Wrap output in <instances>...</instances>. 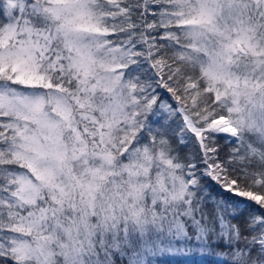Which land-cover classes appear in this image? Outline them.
<instances>
[{"label": "snow or ice", "instance_id": "1", "mask_svg": "<svg viewBox=\"0 0 264 264\" xmlns=\"http://www.w3.org/2000/svg\"><path fill=\"white\" fill-rule=\"evenodd\" d=\"M0 264H264V0H0Z\"/></svg>", "mask_w": 264, "mask_h": 264}]
</instances>
